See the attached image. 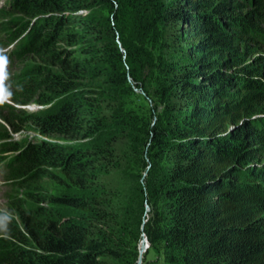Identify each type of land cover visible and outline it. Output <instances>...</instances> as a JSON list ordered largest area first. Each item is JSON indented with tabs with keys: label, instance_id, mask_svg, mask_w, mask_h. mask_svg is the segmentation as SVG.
<instances>
[{
	"label": "trees",
	"instance_id": "16d2710c",
	"mask_svg": "<svg viewBox=\"0 0 264 264\" xmlns=\"http://www.w3.org/2000/svg\"><path fill=\"white\" fill-rule=\"evenodd\" d=\"M6 1L0 264H264V0Z\"/></svg>",
	"mask_w": 264,
	"mask_h": 264
},
{
	"label": "rangeland",
	"instance_id": "374dc122",
	"mask_svg": "<svg viewBox=\"0 0 264 264\" xmlns=\"http://www.w3.org/2000/svg\"><path fill=\"white\" fill-rule=\"evenodd\" d=\"M213 1H215L217 3H219V2H223V3L224 2H228V0H213ZM248 1L249 0H247V1L245 0V2H244L245 4H247V6H249ZM6 3H8V1L0 0V8H6L7 7V4ZM245 13H246V11L243 12V13H237V15H239V17L246 18V14ZM104 15L107 16V13H105ZM230 16H232V15H230ZM232 17H234V16H232ZM235 17H237V16L235 15ZM222 21H223V23L227 24L228 21H229V19L228 18H224ZM253 27L258 28L259 30L260 29L261 30H264V24L261 25V26H259V27L254 25ZM228 30H229V34L233 38V43H232V47H231L232 50H240V52L243 51L244 50V42H247L248 47L251 49V52L253 53V55H246L245 56V59H246V63L247 64H249L250 62L254 61L255 59H257L260 56H264V38H258V37H254L253 36L254 39H247L246 41H242V37H241L242 34L240 32L235 31V30H231L230 27H229ZM241 32L246 33L245 31H241ZM249 33L250 32H248L247 34H249ZM256 41L258 43H256ZM0 51L2 52V49L1 48H0ZM221 57L223 58V60L226 59V58H228L227 52L226 53H223L221 55ZM230 66L227 65L225 68H227V69L230 70V68L233 67V70H231L230 72H228L230 75H232V72L237 71V68H239V67L236 66V65H233L231 67ZM0 68L2 69L3 66L0 67ZM15 71L16 70L12 71L9 74V78H11V75ZM227 77H229V75H227ZM234 80L235 79L232 80L233 81V87H231L227 91L228 97H227V100H225V102L227 104H224L222 101L220 102L221 105H223V110L225 112H228V110H235V115H234V118H232V119L234 121L239 120V121H241V123H243L244 121H246L248 119H252V118L253 119H256V118L264 117V113H262V112L260 114L249 115V116L242 114V111H240V104L246 98L247 99L249 98V96H250V90H248V89L246 90L244 85H241L237 80L236 81H234ZM4 90H5V87L3 85H0V92H4ZM0 99H1V97H0ZM3 101L4 102H7L5 99H3ZM135 104H136V109H138V108H143L144 109V107L146 106L145 103L143 101H141L140 99L138 101H135ZM40 108L41 107L38 106L37 104H32L31 106L27 107V110L34 112V111H37ZM227 118L228 117H226L225 120ZM228 129L229 130L232 129L231 125L228 127ZM36 134H38V133L35 131L34 128H32V125L29 124L27 126H24V128L22 129V131L19 134H16V136H14V137H16L17 139H23V138L27 137L28 135L34 136ZM9 156H14V155L10 154L7 157H9ZM259 157H260L259 159H260L261 163H264V152L262 154H260ZM3 182H4V180H3ZM6 190H7V188H5L4 186H2L0 184V209L1 210H4V211L8 210L7 205H6V202L4 200V195H5ZM263 198H264V195H263ZM56 207L58 208L59 211H62L63 214H66L61 207H59V206H56ZM261 212H262V214H264V203H263V210ZM262 214H261V222L259 223V228H260L261 232L264 235V228H262V226L264 227V216L262 218ZM156 257H157V255H156L155 251L152 250V249L149 250V255L147 257V260L148 261H153V260L156 259Z\"/></svg>",
	"mask_w": 264,
	"mask_h": 264
},
{
	"label": "clouds",
	"instance_id": "9594fccd",
	"mask_svg": "<svg viewBox=\"0 0 264 264\" xmlns=\"http://www.w3.org/2000/svg\"><path fill=\"white\" fill-rule=\"evenodd\" d=\"M6 1V0H5ZM1 49H2V52L0 51V56H2L3 54H5V52H3L5 49H9V52H8V54H7V56H6V58L7 59H9V61H13V63H12V65H11V67H7L6 66V68H0V80H3V82H0V85H4V84H6L8 81H9V74L12 72V71H14V70H16L17 69V67H18V61H16V60H14V59H12L11 58V52H12V48L13 47H11V46H8V47H0ZM11 77H12V75H11ZM0 97H1V99H0V103L1 102H4L3 101V96L2 95H0ZM8 158V157H7ZM10 158V157H9ZM8 158V159H9ZM5 163V162H4ZM4 163H0V165H4ZM5 167V166H4ZM5 170H6V167H5ZM5 175H6V172H5V174L0 178V184L2 185V186H4L5 188H7V190H6V192H5V195H4V200L6 199V196L8 195V193L10 192V186L7 184V182L4 180V177H5ZM3 180H4V182H3ZM8 192V193H7Z\"/></svg>",
	"mask_w": 264,
	"mask_h": 264
},
{
	"label": "water",
	"instance_id": "95a60500",
	"mask_svg": "<svg viewBox=\"0 0 264 264\" xmlns=\"http://www.w3.org/2000/svg\"><path fill=\"white\" fill-rule=\"evenodd\" d=\"M150 211V208L147 206V212ZM147 220H145L146 222ZM149 249V242L146 237L142 240L140 246H139V259L137 261V264H143L144 255Z\"/></svg>",
	"mask_w": 264,
	"mask_h": 264
},
{
	"label": "bare ground",
	"instance_id": "6f19581e",
	"mask_svg": "<svg viewBox=\"0 0 264 264\" xmlns=\"http://www.w3.org/2000/svg\"><path fill=\"white\" fill-rule=\"evenodd\" d=\"M4 145V144H3Z\"/></svg>",
	"mask_w": 264,
	"mask_h": 264
}]
</instances>
